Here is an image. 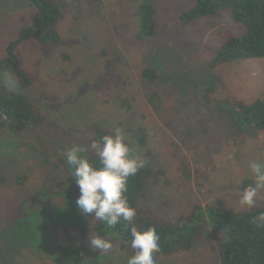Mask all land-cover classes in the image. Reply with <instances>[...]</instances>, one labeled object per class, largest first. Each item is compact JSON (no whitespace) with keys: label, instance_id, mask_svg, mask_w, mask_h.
Segmentation results:
<instances>
[{"label":"rangeland","instance_id":"obj_1","mask_svg":"<svg viewBox=\"0 0 264 264\" xmlns=\"http://www.w3.org/2000/svg\"><path fill=\"white\" fill-rule=\"evenodd\" d=\"M49 1L59 10L53 34L12 50L31 85L15 90L0 69L6 94L25 98L41 120L21 132L0 126V264H127L134 250L116 235L109 252L91 247L97 221L77 205L62 154L72 144L95 154L96 130L117 127L153 172L138 200L145 216L174 226L195 218L201 230L190 250L155 254L156 264H220L227 233L211 227L210 209L264 207V192L254 208L238 203L253 183L248 163L264 161V129L230 115L264 100V58L213 63L245 26L230 10L184 24L198 0ZM145 4L155 11L151 37L140 36ZM36 12L28 0H0V63L21 31L34 28Z\"/></svg>","mask_w":264,"mask_h":264},{"label":"trees","instance_id":"obj_2","mask_svg":"<svg viewBox=\"0 0 264 264\" xmlns=\"http://www.w3.org/2000/svg\"><path fill=\"white\" fill-rule=\"evenodd\" d=\"M28 1L34 3L37 8L33 21L34 28L21 31V38L11 43L8 49L10 57L0 63V69L8 70L11 74L15 90L18 91L28 88L31 85V78L20 67L18 58L12 54L14 46L32 37L44 45L47 35L53 34L54 25L59 18V10L49 0ZM221 10H230L234 20L245 26L246 33L242 37L229 39L219 50L213 63L216 65L228 60L264 58V0H198L195 7L181 15V21L189 24L199 18L215 15ZM154 13L150 4L141 7L140 36L155 35ZM142 74L147 78L155 77V73L148 69H144ZM230 112V115L234 114L238 124L264 129V100L247 106L237 105L236 109ZM0 120V126H7L15 132H21L26 128L36 129L41 124L40 118L25 98L15 93L6 94L1 86ZM105 134L109 133L96 130V141ZM145 142L146 138L143 137L142 146ZM87 157L98 163L96 154H89ZM72 171L74 172V169ZM152 176L153 172L144 167L135 176L129 178L126 195L130 204L137 210L134 223L140 229L156 227L161 244L158 255H168L176 250H190L201 231L200 227L193 223L195 218L174 226L158 224L145 216L138 200L144 195L146 183ZM262 211L264 207L237 215L217 208L210 209L211 227L217 230L224 227L227 233V240L218 248L220 264H264V228H258L250 222ZM94 229L97 236L111 237L110 234H113L124 242H129L131 239L122 223L114 228H108L106 224L97 221ZM111 241L113 242L112 239Z\"/></svg>","mask_w":264,"mask_h":264},{"label":"clouds","instance_id":"obj_3","mask_svg":"<svg viewBox=\"0 0 264 264\" xmlns=\"http://www.w3.org/2000/svg\"><path fill=\"white\" fill-rule=\"evenodd\" d=\"M91 147L95 150L97 161L90 160L87 149L72 144L63 150L66 164L74 169L79 195L77 205L84 213L93 216L94 221L114 228L123 224L130 234L129 245L134 254L127 258V264H156L155 254L161 251L160 235L155 226L140 229L134 223L137 210L126 195L129 178L135 176L146 166V160L137 153L130 134L122 128H115L105 134ZM253 183L240 194L241 208H254L261 192H264V161H251L247 165ZM258 228H264V211L259 212L250 221ZM90 245L100 252H109L113 248L108 236H90Z\"/></svg>","mask_w":264,"mask_h":264},{"label":"crops","instance_id":"obj_4","mask_svg":"<svg viewBox=\"0 0 264 264\" xmlns=\"http://www.w3.org/2000/svg\"><path fill=\"white\" fill-rule=\"evenodd\" d=\"M209 162H210V161H208V163H209ZM217 163H219V164H220V163H222V161H217Z\"/></svg>","mask_w":264,"mask_h":264}]
</instances>
